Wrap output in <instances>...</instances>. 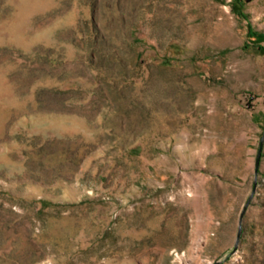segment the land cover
Returning a JSON list of instances; mask_svg holds the SVG:
<instances>
[{
    "label": "rangeland",
    "instance_id": "rangeland-1",
    "mask_svg": "<svg viewBox=\"0 0 264 264\" xmlns=\"http://www.w3.org/2000/svg\"><path fill=\"white\" fill-rule=\"evenodd\" d=\"M249 28L264 0H0V264H264V144L230 253L264 129Z\"/></svg>",
    "mask_w": 264,
    "mask_h": 264
},
{
    "label": "water",
    "instance_id": "water-1",
    "mask_svg": "<svg viewBox=\"0 0 264 264\" xmlns=\"http://www.w3.org/2000/svg\"><path fill=\"white\" fill-rule=\"evenodd\" d=\"M263 144H264V129H263L262 135L260 137V142H259V146H258V149H257L255 163H254V174H255L254 185H253L251 194L249 195L247 201L245 202V204H244V206H243V208H242V210L240 212L239 220H238V228H237V233H236V238H235V243H234V246H233L232 250L230 251V253H233V252L236 251L238 243H239L240 238H241V234H242V220H243L244 212H245L248 204L250 203L251 198H252V196L254 194V191H255V188H256V176H257V174L259 172L260 157H261V150H262ZM219 262L220 261H216L214 264H219Z\"/></svg>",
    "mask_w": 264,
    "mask_h": 264
},
{
    "label": "trees",
    "instance_id": "trees-1",
    "mask_svg": "<svg viewBox=\"0 0 264 264\" xmlns=\"http://www.w3.org/2000/svg\"><path fill=\"white\" fill-rule=\"evenodd\" d=\"M247 37L253 42L257 43V48L259 51H264V47L259 45L261 42H264V34L253 31L252 29L247 30ZM244 47H247L246 45Z\"/></svg>",
    "mask_w": 264,
    "mask_h": 264
}]
</instances>
